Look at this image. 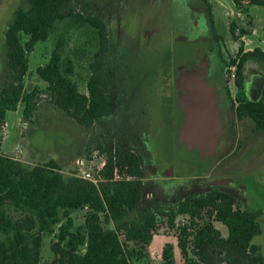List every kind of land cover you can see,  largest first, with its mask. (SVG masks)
<instances>
[{"label":"rangeland","instance_id":"1","mask_svg":"<svg viewBox=\"0 0 264 264\" xmlns=\"http://www.w3.org/2000/svg\"><path fill=\"white\" fill-rule=\"evenodd\" d=\"M204 1L210 7L213 22L208 19L206 5L201 0H73L76 11L98 16L107 26L108 58L115 70L116 83L122 90L123 101L121 99L117 114L112 122L101 119L90 126H81L51 104L43 92L38 96L37 109L31 119L24 118L21 104L5 113L0 125V153L19 159L26 166L53 160L63 174L75 175L79 161L86 160L83 157L92 160V164L85 161L89 168L101 158L105 159L93 148L103 135H113V130L124 129V133L140 146L138 150L144 158L141 200L135 215L156 203L172 209L181 198L201 194L219 181L222 183L217 184L218 187L232 195L241 207L259 209L257 219L261 233L255 235L252 242L259 245L264 257V130H255L249 118L238 119L232 110L231 130L226 133V156L220 159V154H216L200 161L194 151H186L192 149L188 145L185 149L180 147L181 142L173 144L171 131L165 124L169 118L166 103H156L159 88L166 102L163 92L169 91L173 79L190 70L184 66H190L199 77L201 66L208 69L209 64L203 59L211 58L213 33L226 47V58L234 55L240 41L233 40L229 32L232 20L237 22V28L250 32L241 37L244 48L264 50V2L246 5L252 19V25H249L248 16L240 13L232 0ZM194 4L204 11L188 10ZM27 5V0H0V88L10 79L5 64L4 31L15 9ZM187 27L193 28V35L187 34L188 40L181 42L177 33ZM149 34L151 37H147ZM58 38L63 42V57L72 62L71 79L77 83L78 91L86 94L89 63L99 39L93 27L76 25L71 19L57 20L48 38L36 42L27 54L24 86L27 89L34 85L45 87L36 68L48 62ZM234 71L226 65V80L232 98L236 93ZM191 77L200 80L195 75ZM263 86L264 66L249 60L244 68L245 95L250 100H257ZM120 180L121 177L102 181L99 188L111 191ZM83 214V211L71 210L76 226L82 223ZM174 222L175 225L184 222L183 217L178 215ZM158 224L156 235L144 255L132 264H158L160 250L166 243L173 244L176 263L182 264L171 228L163 221ZM214 225L222 236L227 235L223 223L215 222ZM0 239L3 238L0 236ZM53 239L54 235L43 236L39 264L52 259L50 241Z\"/></svg>","mask_w":264,"mask_h":264},{"label":"trees","instance_id":"2","mask_svg":"<svg viewBox=\"0 0 264 264\" xmlns=\"http://www.w3.org/2000/svg\"><path fill=\"white\" fill-rule=\"evenodd\" d=\"M232 1L247 16L246 5L264 2ZM27 3V7L15 9L4 31L5 64L10 79L0 88V125L5 113L19 104L23 105L24 118L31 119L43 92L51 104L81 126L108 118L114 105V72L108 58L110 43L105 23L86 11H76L73 0ZM205 5L213 22L210 7ZM63 19L74 20L76 25L88 24L98 34V47L89 63L87 93H80L71 79L72 62L63 57L60 38L48 62L36 68L45 87L25 88L27 54L36 42L48 38L57 20ZM248 24L252 25L249 16ZM229 32L233 40L240 41L234 55L226 61L235 70L233 110L238 119L249 118L255 130H264V87L257 100H250L244 92L245 64L253 60L264 66V50H245L240 38L250 32L237 28L235 20L229 23ZM93 148L106 160L101 176L110 181L117 170L121 177L111 191L101 190L81 177L63 174L53 160L26 166L0 153V264H39L46 234L55 239L50 241L53 257L44 264H132L144 255L162 221L176 238L182 264H264L259 245L252 242L261 233L259 209L243 208L232 195L214 188L187 195L172 209L157 205L135 215L144 176L142 155L126 138L111 133L103 135ZM74 209L84 212L82 223L77 226L71 217ZM178 215L184 222L175 225ZM215 222L226 226L225 237ZM159 264H177L173 244L163 246Z\"/></svg>","mask_w":264,"mask_h":264},{"label":"flooded vegetation","instance_id":"3","mask_svg":"<svg viewBox=\"0 0 264 264\" xmlns=\"http://www.w3.org/2000/svg\"><path fill=\"white\" fill-rule=\"evenodd\" d=\"M201 2H203V0H201ZM201 9L202 8L197 7L196 4L190 5L188 7V10L190 11L197 10L200 12L203 10ZM206 14L209 19L207 10H206ZM192 29L193 28L191 27L190 28L187 27V29L184 30L182 29L181 30L182 32L180 31L179 33H177L179 41L186 42V40H188L186 35L187 34L191 36L193 35ZM151 35L152 34H149L147 37H151ZM195 39H197V37ZM213 40H214L213 42L211 41L212 45L210 47L212 59L210 57L208 59L206 58L203 59V62H205V64H209V66L208 69L202 66L200 67V69H198L200 77L199 75H197V73L191 71L190 66L189 68H187V66H184V68L190 70H186L184 72V75L172 80V82L169 85V91L163 92L166 95L165 97L166 102H164V98L161 96L160 88H159V92H156L158 93V97L156 98L157 100L156 103H159L161 105H163V103H166V109H168L169 111V118L168 121H165V124H167V127H169L171 131L172 141L174 145H176L175 144L176 141L180 142L179 139L181 137L183 138L187 136L188 132H192V133L195 132L197 128L198 129L203 128L205 130L207 129L209 131L210 130L214 131L215 141L212 150H207L206 146L207 143L209 144V142L205 138L196 140L195 143H197L198 145H196L192 149L187 148L186 150L188 152L194 151L195 154L197 155V159H199L200 161L215 156L216 154H220V159L226 156V145H225L226 133L229 134L231 130L232 120L230 113L233 110L232 102H235L234 98H232L230 95V92L228 90V82L226 80V61H227L226 47L220 43V40L215 36L214 33H213ZM111 67L114 72L115 71L114 67L112 65ZM191 75H195L200 80L199 81L193 80ZM154 85L155 83L151 86L152 90H154L153 89ZM115 90L117 94L115 93ZM112 91H113V99H114L113 112L108 118L104 119L105 122H107L109 119L110 122L113 121V118L117 114L118 107L120 106L122 99V90L116 83L115 74L112 78ZM145 101H148V99H145ZM212 101L214 102L216 112L214 114L212 113L210 114V118L207 120L205 124H202L200 127H198V124H196L195 122L189 123L191 122L189 121L190 116L196 117L204 114V112L207 111L206 108L208 109V106ZM184 116L187 117L186 121L189 122L181 126L180 121ZM178 129L181 130L179 132L181 133V135H178ZM182 131H186V134ZM112 132L115 137L126 138L131 144V146L134 148V150H136L138 153L141 154V152L138 150L140 146L135 144L133 139L128 134L124 133V129L123 130L120 129L117 131L113 130ZM187 145L188 144L184 142L180 143V147L183 146L185 149ZM143 166H144V158H143ZM217 182H218L217 184L222 183V182L219 183V181ZM217 184L212 183L211 185L213 187H210L208 190H204L202 193L208 192L214 188L226 192L222 188L218 187ZM157 205H162L164 208H167L161 203H156V204H152L148 210L153 209Z\"/></svg>","mask_w":264,"mask_h":264},{"label":"built area","instance_id":"4","mask_svg":"<svg viewBox=\"0 0 264 264\" xmlns=\"http://www.w3.org/2000/svg\"><path fill=\"white\" fill-rule=\"evenodd\" d=\"M230 68L234 69V66H230ZM83 158L86 159L85 161H89L92 164V160H89L87 156ZM85 161L84 160L79 161L80 165H79L78 171L75 174V176L86 179L92 182L96 187H99V184L102 181H106V179H104L100 174V171L103 169V167L106 164V160L101 158V161L95 164L93 168H89V166L86 165ZM119 177H120L119 174L115 170L113 178L111 180H115L116 178H119ZM84 209H86V207H84Z\"/></svg>","mask_w":264,"mask_h":264},{"label":"crops","instance_id":"5","mask_svg":"<svg viewBox=\"0 0 264 264\" xmlns=\"http://www.w3.org/2000/svg\"><path fill=\"white\" fill-rule=\"evenodd\" d=\"M240 40H242V38H240ZM242 42H243V40H242ZM243 44H244V42H243ZM245 50H251V49H247V48H245ZM205 88V87H204ZM212 92V91H211ZM206 112H204V114H202L201 116H196V117H192V116H190L189 117V121H191V122H189V121H186V116H184V117H182V120L180 121V123H181V126L183 125V124H185V123H187V122H189V123H193V122H195L196 124H198V127H200L202 124H205L206 122H207V120L210 118V114L212 113V114H214L215 112H216V108H215V105H214V102L212 101V102H210V104H209V106H208V109L206 108ZM196 120V121H195ZM181 130L180 129H178V132H180ZM196 131L197 132H202V133H209V132H214V131H212V130H205V129H203V128H201V129H196ZM182 132H184L185 134H186V131H182ZM188 132V131H187ZM187 138V136H185V137H181L180 138V142H184V143H186L185 142V139ZM209 142V141H208ZM196 145H198L197 143H194V144H192V146L193 147H195ZM208 143H207V146H206V148H207V150H210L209 148H208ZM214 145V144H213ZM16 159V158H15ZM19 160V159H18ZM154 235H156V234H154ZM162 249H163V247L161 248V250H160V261H159V263L161 262V253H162ZM176 259V258H175ZM158 263V264H159Z\"/></svg>","mask_w":264,"mask_h":264},{"label":"water","instance_id":"6","mask_svg":"<svg viewBox=\"0 0 264 264\" xmlns=\"http://www.w3.org/2000/svg\"><path fill=\"white\" fill-rule=\"evenodd\" d=\"M217 129V126H216ZM178 135H181V133L178 132ZM201 138H205L206 140L209 141L208 148L212 150L213 144L215 141V135L214 132H209V133H202V132H188L187 138L185 139V142L188 144V147L194 148L192 144L195 143L196 140H199ZM180 140V139H179Z\"/></svg>","mask_w":264,"mask_h":264}]
</instances>
